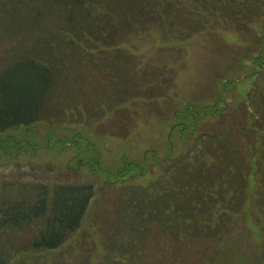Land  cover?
Listing matches in <instances>:
<instances>
[{
	"label": "rangeland",
	"instance_id": "374dc122",
	"mask_svg": "<svg viewBox=\"0 0 264 264\" xmlns=\"http://www.w3.org/2000/svg\"><path fill=\"white\" fill-rule=\"evenodd\" d=\"M68 1L0 0V71L45 44L59 68L46 112L56 118L0 134V196L10 194L6 184L93 185L95 195L62 248L29 251L44 222L36 221L24 231L0 228V258L264 264V0H175L177 12L164 17L156 0L76 9ZM87 13L94 20L83 26ZM93 46L105 52L96 66L77 57ZM192 166L197 172L187 175ZM220 172H230L223 182L214 177ZM182 192L208 210L187 208ZM209 192L213 208L203 199Z\"/></svg>",
	"mask_w": 264,
	"mask_h": 264
},
{
	"label": "trees",
	"instance_id": "16d2710c",
	"mask_svg": "<svg viewBox=\"0 0 264 264\" xmlns=\"http://www.w3.org/2000/svg\"><path fill=\"white\" fill-rule=\"evenodd\" d=\"M69 1V4L72 5V9L81 7L84 4L88 5V3H94V0ZM156 1V11H158V15L162 17L168 15L171 16L177 12L178 8H175L177 1ZM212 1L214 2V0ZM205 4L208 5L207 2ZM177 6H179V3ZM140 14L142 13L140 12ZM146 15L147 11L142 14L143 17ZM71 16L70 21H74V16ZM91 16L93 15L90 13L85 14L84 18L80 20L82 21L81 25L84 26L86 23L89 25L93 22L94 18ZM147 18L154 22L150 17ZM71 31L74 33L73 29H71ZM92 31L93 29L91 28V36L93 35ZM88 39L89 41L91 40V38ZM89 41H85L86 45ZM67 44L78 46V43L74 40L70 42L68 41ZM85 47L84 50L78 51V59L87 62L90 65L95 64V66L99 63V60H103L105 52H96L97 49L93 46L90 49H94V53L90 54ZM48 49H50V45L45 44L36 54H24L21 56L20 60L14 62L12 66L7 67L4 71H0V134L22 127L28 128L35 123L56 118V115L52 114L50 108L51 114L46 113L50 94L57 79L56 75L59 72L55 60L53 59L52 61V55H49L50 53L47 51ZM99 49H101V47L98 46V50ZM72 59L76 60L74 57ZM263 70L264 62L262 61L261 70L258 71V73L264 74ZM49 122H51V120ZM74 133L75 132L72 134ZM199 154L200 152L198 155ZM214 157L218 158V156H213V158ZM222 157L223 159H221V163L225 165L226 171L230 166L226 164L227 161H225L224 156ZM194 162L199 165H206L205 162L197 156L194 157ZM251 166H253L252 163L248 165V167ZM184 169L189 171V173H186L187 175L197 172L193 166L185 167ZM246 169L248 170L249 168ZM241 172L242 173L238 174H243L244 170ZM229 173L230 172L227 174ZM227 174L223 172L216 173L215 178L222 181L221 178L224 179V176ZM204 177L208 178V176H201L199 181H203ZM195 179L193 182H188V184H190L192 190L195 191L199 197V192L201 193L203 191L196 188ZM244 181L245 186L241 189L243 193L245 190L247 191L246 178ZM5 186V188L8 187V190L6 191H10V194L5 197L0 196V228H14L24 231V229L26 230L30 226H33L36 221H44L42 226L36 227L37 234L35 239L27 245L29 251L35 253L56 251L62 248L70 239L74 238L75 234H77L81 227L88 206L95 195V187L93 185L73 186L66 184L58 185L54 188L46 185H39L37 187L26 185L21 187L18 191H14L16 188L13 184H9L8 186L6 184ZM34 188H36L35 190L37 193L35 196L32 193H29L28 195L23 193V191L31 192ZM207 194L209 195L203 196V199H205L204 201L207 204L210 203V205H213L212 208L215 205H218L217 203L212 202L214 195L210 196V192ZM177 195L182 199L187 198V208H193L198 214L201 212L204 213L208 210V207L203 202L191 206L188 195L183 192L181 195ZM179 207L181 209L184 208L182 206ZM192 217L194 219V216ZM8 259V256L7 258H0V264H7L6 260Z\"/></svg>",
	"mask_w": 264,
	"mask_h": 264
}]
</instances>
